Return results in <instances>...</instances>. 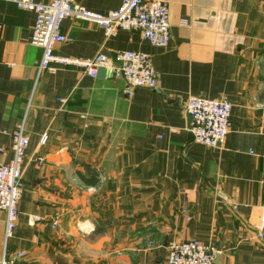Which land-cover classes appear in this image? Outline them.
Returning <instances> with one entry per match:
<instances>
[{"label": "crops", "instance_id": "obj_1", "mask_svg": "<svg viewBox=\"0 0 264 264\" xmlns=\"http://www.w3.org/2000/svg\"><path fill=\"white\" fill-rule=\"evenodd\" d=\"M76 1L107 13L123 0ZM162 1L170 4L166 47L138 31L106 37L87 20L62 24L73 40L58 43V55H150L158 87L128 98L109 68L97 77L75 66L39 72L36 14L0 0V162L12 159L20 124L30 139L9 239L0 210V260L165 264L171 242L197 239L219 250L217 264H264V0ZM189 96L232 103L221 146L194 140Z\"/></svg>", "mask_w": 264, "mask_h": 264}, {"label": "built area", "instance_id": "obj_2", "mask_svg": "<svg viewBox=\"0 0 264 264\" xmlns=\"http://www.w3.org/2000/svg\"><path fill=\"white\" fill-rule=\"evenodd\" d=\"M18 8L36 14L31 42L42 47L43 56L38 70L54 71L56 66H75L85 74L97 77L100 68H109L114 75L125 79L123 93L132 98L138 88H157L158 73L150 55L132 50H120L110 53L100 50L91 57H67L55 52L58 43L71 42L73 38L62 33L65 19L72 17L93 22L104 29L106 37L117 34L120 30L138 31L142 38L158 47H166L171 40L169 20L170 4L162 0H123L120 7L107 13L88 9L76 0H52L39 3L35 0H6ZM232 103L225 98L210 99L189 96L185 110L192 116L189 131L198 143L209 147L221 146L230 128ZM47 134L41 143L47 141ZM12 159L0 162V210L6 212L5 238L14 235L19 216V203L23 193V176L27 149L30 144L24 123L12 134ZM1 150V149H0ZM90 189H92L90 187ZM57 221L54 222L56 224ZM260 227L264 229V204ZM24 253H18L23 256ZM219 250L197 239L173 241L168 246L165 264H214ZM0 264H11L6 258Z\"/></svg>", "mask_w": 264, "mask_h": 264}, {"label": "trees", "instance_id": "obj_3", "mask_svg": "<svg viewBox=\"0 0 264 264\" xmlns=\"http://www.w3.org/2000/svg\"><path fill=\"white\" fill-rule=\"evenodd\" d=\"M90 172V174H91V176H92V178L91 179H87V181L89 182V183H94L95 182V180H94V178H95V174H94V171L93 170H91V171H89ZM84 177V176H83Z\"/></svg>", "mask_w": 264, "mask_h": 264}, {"label": "water", "instance_id": "obj_4", "mask_svg": "<svg viewBox=\"0 0 264 264\" xmlns=\"http://www.w3.org/2000/svg\"><path fill=\"white\" fill-rule=\"evenodd\" d=\"M188 121H189V124H190L191 121H192V116H191L190 114H188ZM218 260H219V256L217 255L214 264H215V263L217 264V263H218Z\"/></svg>", "mask_w": 264, "mask_h": 264}]
</instances>
